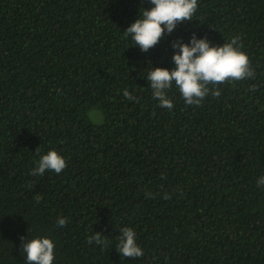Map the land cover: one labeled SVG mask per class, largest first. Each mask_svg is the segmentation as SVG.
<instances>
[{"label": "trees", "instance_id": "obj_1", "mask_svg": "<svg viewBox=\"0 0 264 264\" xmlns=\"http://www.w3.org/2000/svg\"><path fill=\"white\" fill-rule=\"evenodd\" d=\"M197 4L143 52L123 32L149 0H0V264H26L21 237L53 264H264V0ZM193 33L239 36L254 76L199 105L173 85L162 108L146 76ZM50 150L67 167L33 176ZM123 227L142 257L116 250Z\"/></svg>", "mask_w": 264, "mask_h": 264}, {"label": "clouds", "instance_id": "obj_2", "mask_svg": "<svg viewBox=\"0 0 264 264\" xmlns=\"http://www.w3.org/2000/svg\"><path fill=\"white\" fill-rule=\"evenodd\" d=\"M151 7L144 9L138 18L123 32L125 37H131V45L138 46L143 52L155 47L166 34H171L182 22H190L197 12V0H149ZM178 49L171 56L174 67H152L146 79L150 84L152 95L159 106L171 110L173 102L168 96V90L175 85L187 105H199L211 91L219 96L217 88L209 85H219L228 81H240L254 76L248 56L241 51L240 37L235 36L221 46L211 45L207 37L197 38L196 34L188 42L176 39L171 44ZM123 95L128 100H136L127 89ZM99 113L92 116L93 122ZM39 152V149L36 148ZM67 167L66 160L55 150H50L40 156L36 167L31 171L33 176L43 175L51 170L59 174ZM257 186L264 188V176L258 178ZM42 197L37 196L39 201ZM169 197L165 195V199ZM57 226L63 227L68 223L67 218L60 217ZM21 252L25 254L26 264H53L54 242L47 237L33 238L26 241L21 237ZM89 244L95 243L101 248L107 247L110 241L105 235L95 231L88 237ZM116 250L123 257L138 258L144 255L136 242V233L130 227L119 229Z\"/></svg>", "mask_w": 264, "mask_h": 264}]
</instances>
